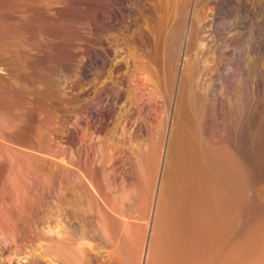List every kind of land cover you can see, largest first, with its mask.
Returning <instances> with one entry per match:
<instances>
[{
  "label": "bare ground",
  "instance_id": "obj_1",
  "mask_svg": "<svg viewBox=\"0 0 264 264\" xmlns=\"http://www.w3.org/2000/svg\"><path fill=\"white\" fill-rule=\"evenodd\" d=\"M36 1L52 17L61 12L57 0ZM164 2L157 3L163 7ZM80 3L84 16L95 12L94 22L86 21L74 32L79 37L72 46L66 38L61 46L75 66L80 61L86 73L96 71V89L103 95H36V34L19 26L18 15L0 16V241L11 247L35 239L49 264H88L95 254L99 256H95L97 264H102L101 257L103 264H192L195 242L210 220L203 204L207 205L206 198L213 192L203 185L195 166L188 162L185 166V157L179 158L185 141L171 134L174 137L166 146L157 191V169L166 135L161 127L155 131L158 137L152 145L137 144L136 161L143 178L135 180L129 173L125 181L117 182L113 173L118 171L122 156L117 145L126 141L118 140L127 137L135 113L145 118L154 102L162 99L163 105L166 101V72L159 62L160 52L162 56L169 51L172 57L179 51L188 52L197 47L199 33L192 20L186 23V18L149 15L148 0ZM81 37L86 40L84 49L79 46ZM47 56L53 59L51 54ZM71 63L60 64L69 69ZM136 67L137 77L131 74ZM171 67L168 72L173 81L178 71ZM120 102L127 110V115L121 116L122 126L114 119ZM139 123L134 130L140 129ZM175 160L182 161L184 170L175 172ZM260 249L254 254L258 257L249 256L245 263L264 264V249Z\"/></svg>",
  "mask_w": 264,
  "mask_h": 264
},
{
  "label": "rangeland",
  "instance_id": "obj_2",
  "mask_svg": "<svg viewBox=\"0 0 264 264\" xmlns=\"http://www.w3.org/2000/svg\"><path fill=\"white\" fill-rule=\"evenodd\" d=\"M81 1L57 0L61 12L53 15V18L48 11L37 6L36 0H0V16L18 15L19 26L36 34V95L98 93L94 79L96 71L86 73L83 67H80V61L76 64L77 67L80 65L77 68L71 63L68 52L64 54L65 46H61V41L65 38L64 41L67 40L66 43L72 46L73 40L79 37L74 32L86 21L94 22L95 12L91 16H84ZM157 2L158 0H148L149 15L156 14L159 18L167 15L172 20L176 17L186 18V23L192 20L200 37L199 43L195 45L198 48L189 49V53L179 51L180 55L176 52L175 57H172L169 51L162 56L160 52L159 62L166 72V83L163 87L165 107L160 105L161 99L153 103L152 111L150 115L145 116L146 119L135 113L133 125L127 127V137L118 136V139H124L118 140L119 143L125 139L126 141L121 144L117 141L122 162L118 164V171L113 173V177L117 182L125 181L129 173L135 176V180L139 176L143 178V172L138 168L139 153L136 150L142 142L152 145L158 137L155 131L164 129L166 135L157 169V191L159 179L164 172L166 146L169 138L172 140L174 137H171V134L175 133L174 135L182 138L180 141H185L182 143L187 146L182 144L184 149L181 154L178 152L180 159L185 157L184 162H181L185 166V162H188V166H195V172L201 176L203 185L206 189L210 187L213 192L210 196L212 200L207 197V205L203 204L208 207L203 211L209 215L210 220L208 229L201 231L195 242L192 264H215L219 261L220 264L223 261L225 264H247L245 262L249 256L256 258L258 256L254 257V254H257L259 248L260 252L264 249V0H165L163 7H159ZM244 4L247 9H241ZM135 12L138 16V11ZM52 19H55L57 25ZM7 26L2 25V28ZM116 29H119V26ZM79 39V46L84 49L86 40L82 41V37ZM57 47L62 49L58 51ZM49 54L53 59H49ZM81 55L82 52L79 54L80 59ZM61 61L70 62V70L60 64ZM171 65L177 67L178 71V76L176 75L173 81L170 78ZM134 72H139L137 67L131 73L137 77ZM99 93L97 95H103L102 92ZM123 104L119 103L120 115H114V119L117 118V122L121 123L120 126L122 118L127 115ZM137 122H140L138 132L134 130ZM163 124H167L166 129ZM118 133L121 134V131ZM187 153L194 158L187 159ZM128 158L131 160H127ZM132 160L133 163L130 162ZM177 161L175 172L184 170L182 163ZM107 169L109 173V168ZM107 172L105 174H108ZM111 178L112 175L110 180ZM150 216L152 218V211ZM34 240L26 242L23 246L11 247L0 241V264H49V258L39 252L41 250ZM1 245H4L3 248ZM95 256L99 257L97 254ZM95 256L90 257L88 264H97V260L94 262L97 258ZM100 259L103 264L104 258Z\"/></svg>",
  "mask_w": 264,
  "mask_h": 264
}]
</instances>
